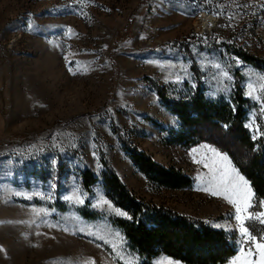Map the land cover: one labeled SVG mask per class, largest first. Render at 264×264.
<instances>
[{
  "label": "rangeland",
  "instance_id": "374dc122",
  "mask_svg": "<svg viewBox=\"0 0 264 264\" xmlns=\"http://www.w3.org/2000/svg\"><path fill=\"white\" fill-rule=\"evenodd\" d=\"M238 54L264 59V0H0V264H141L112 223L128 216L107 196V166L137 198L236 235L232 264L248 242L235 206L205 190L204 165L217 159L211 149L235 165L211 143L172 142L180 121L159 88L171 101L188 84L231 103L241 80L258 140L264 70ZM129 148L189 176L191 187L150 183ZM86 170L98 178L91 193ZM252 203L249 212L264 211L255 194ZM86 206L100 217L85 219ZM261 219L245 220L257 238Z\"/></svg>",
  "mask_w": 264,
  "mask_h": 264
},
{
  "label": "trees",
  "instance_id": "16d2710c",
  "mask_svg": "<svg viewBox=\"0 0 264 264\" xmlns=\"http://www.w3.org/2000/svg\"><path fill=\"white\" fill-rule=\"evenodd\" d=\"M238 55L245 63L264 70V59ZM240 85L238 79L231 103L224 99L210 100L200 87L192 89L188 84L184 85L187 94L180 100H169L160 88L159 95L163 105L180 121L179 129L170 133L172 142L185 148L203 142L215 145L249 181L256 201L264 202V130L261 138L255 140L246 127L249 101ZM128 151L150 183L176 191L191 187L192 179L176 168L161 166L147 154L131 148ZM102 181L108 198L131 217L115 218L112 223L122 230L140 256L141 264H153L160 256L183 264H228L238 254L236 235L137 198L108 166ZM97 182L91 171L82 173V186L87 193ZM79 212L89 220L100 217L87 206Z\"/></svg>",
  "mask_w": 264,
  "mask_h": 264
},
{
  "label": "snow or ice",
  "instance_id": "6c2138e0",
  "mask_svg": "<svg viewBox=\"0 0 264 264\" xmlns=\"http://www.w3.org/2000/svg\"><path fill=\"white\" fill-rule=\"evenodd\" d=\"M261 88L264 90V85ZM248 95H251V92ZM257 99L260 98L257 97ZM255 138L254 136L253 139ZM211 151L217 159H214L210 165L207 163L204 165L211 171L210 187L205 190L211 191L213 195L223 194L225 199H228L235 206V219L240 222V232L248 242L247 249H242L240 256L236 257L232 264H264V236L257 238L245 226L246 219H252L257 215L262 218L261 222L264 223V211L258 214L249 212V209L253 207L254 198V192L249 181L231 165V161L226 155L216 152L215 149H211ZM66 199H70V197H66ZM261 204L264 205V202ZM245 213H247V217H245ZM121 215H127V213L121 212ZM128 218L131 219V217ZM175 264H179V262H175Z\"/></svg>",
  "mask_w": 264,
  "mask_h": 264
},
{
  "label": "bare ground",
  "instance_id": "6f19581e",
  "mask_svg": "<svg viewBox=\"0 0 264 264\" xmlns=\"http://www.w3.org/2000/svg\"><path fill=\"white\" fill-rule=\"evenodd\" d=\"M204 21H205L204 25H206V24H208V22L210 21V18L205 17V18H204ZM202 26H203V25H202Z\"/></svg>",
  "mask_w": 264,
  "mask_h": 264
}]
</instances>
